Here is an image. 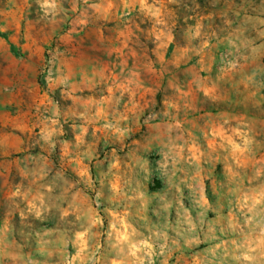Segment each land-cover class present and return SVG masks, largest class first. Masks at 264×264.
Listing matches in <instances>:
<instances>
[{"label": "clouds", "instance_id": "9594fccd", "mask_svg": "<svg viewBox=\"0 0 264 264\" xmlns=\"http://www.w3.org/2000/svg\"><path fill=\"white\" fill-rule=\"evenodd\" d=\"M0 264H264V0H0Z\"/></svg>", "mask_w": 264, "mask_h": 264}, {"label": "rangeland", "instance_id": "374dc122", "mask_svg": "<svg viewBox=\"0 0 264 264\" xmlns=\"http://www.w3.org/2000/svg\"><path fill=\"white\" fill-rule=\"evenodd\" d=\"M174 45H169L168 47V55L171 56L172 55V49H173Z\"/></svg>", "mask_w": 264, "mask_h": 264}]
</instances>
